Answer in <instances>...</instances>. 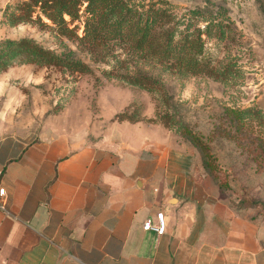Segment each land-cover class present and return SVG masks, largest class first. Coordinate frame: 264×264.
Returning a JSON list of instances; mask_svg holds the SVG:
<instances>
[{
  "label": "rangeland",
  "instance_id": "374dc122",
  "mask_svg": "<svg viewBox=\"0 0 264 264\" xmlns=\"http://www.w3.org/2000/svg\"><path fill=\"white\" fill-rule=\"evenodd\" d=\"M26 1L0 0V42L31 38L86 63L92 72L15 61L0 73L2 129L66 134L71 142L88 145L119 134L130 141L154 137L189 153L191 165L203 166V153L184 135L186 127L210 148L220 188L231 206L242 214H264V0H131L139 11L154 5L167 8L178 33L189 25L200 26L206 32L204 58L215 67L214 75L164 70L124 38L107 39L91 51L60 35L53 25H14L12 19L22 13ZM202 7L207 11L196 14ZM203 19L212 21L209 29ZM78 33H83V25ZM138 69L163 81L172 102L170 127L147 120L165 105L161 93L124 78ZM123 112L146 119L119 118ZM241 114L239 122L236 115Z\"/></svg>",
  "mask_w": 264,
  "mask_h": 264
},
{
  "label": "crops",
  "instance_id": "0c3cea01",
  "mask_svg": "<svg viewBox=\"0 0 264 264\" xmlns=\"http://www.w3.org/2000/svg\"><path fill=\"white\" fill-rule=\"evenodd\" d=\"M190 160L154 137L0 127V264H264V214L238 213ZM159 211L165 232L144 230Z\"/></svg>",
  "mask_w": 264,
  "mask_h": 264
},
{
  "label": "trees",
  "instance_id": "16d2710c",
  "mask_svg": "<svg viewBox=\"0 0 264 264\" xmlns=\"http://www.w3.org/2000/svg\"><path fill=\"white\" fill-rule=\"evenodd\" d=\"M207 9L202 7L196 14H202ZM203 21L207 22L205 28L209 29L212 21ZM12 22L14 25L22 22H38L47 27L53 25L60 35L78 40L89 46L91 51L105 44L107 39L124 38L147 59L171 72L214 75L213 72L216 71L204 58L203 35L206 32L198 25L194 29L193 25H189L178 33L174 15L167 8L156 5L149 10L139 11L133 7L131 0H29L23 4L22 13L15 16ZM81 25L83 33L79 34ZM15 61L41 66H64L82 73L92 72V68L86 63L59 55L27 37L0 42V73L6 71ZM124 78L131 85L151 93H161L164 109L159 110L155 118L147 120L159 121L170 127L174 117L168 110L172 102L163 81L143 69H138L133 75H126ZM242 115H236L239 122L243 119ZM118 116L132 122L146 119L144 116L139 117L141 115L138 113L126 115L123 112ZM184 135L201 149L206 172L223 188L218 181L217 167L208 145L186 127Z\"/></svg>",
  "mask_w": 264,
  "mask_h": 264
},
{
  "label": "built area",
  "instance_id": "2783aa9c",
  "mask_svg": "<svg viewBox=\"0 0 264 264\" xmlns=\"http://www.w3.org/2000/svg\"><path fill=\"white\" fill-rule=\"evenodd\" d=\"M5 193V189L0 188V196H3ZM0 206H3V203L0 202ZM156 223H154L151 219H148L144 222L143 228L146 231L155 230L159 235H162L166 229V221H165V213L164 211H159L156 214Z\"/></svg>",
  "mask_w": 264,
  "mask_h": 264
}]
</instances>
